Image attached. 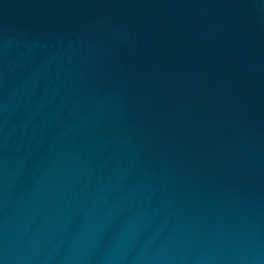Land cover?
<instances>
[{"label":"water","instance_id":"obj_1","mask_svg":"<svg viewBox=\"0 0 264 264\" xmlns=\"http://www.w3.org/2000/svg\"><path fill=\"white\" fill-rule=\"evenodd\" d=\"M0 264H264V0H0Z\"/></svg>","mask_w":264,"mask_h":264}]
</instances>
